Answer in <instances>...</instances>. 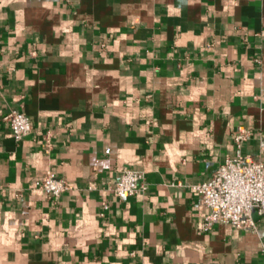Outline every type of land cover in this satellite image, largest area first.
<instances>
[{
	"label": "crops",
	"instance_id": "obj_1",
	"mask_svg": "<svg viewBox=\"0 0 264 264\" xmlns=\"http://www.w3.org/2000/svg\"><path fill=\"white\" fill-rule=\"evenodd\" d=\"M239 128L264 163V0H0V264H264V215L202 231L191 190Z\"/></svg>",
	"mask_w": 264,
	"mask_h": 264
},
{
	"label": "built area",
	"instance_id": "obj_2",
	"mask_svg": "<svg viewBox=\"0 0 264 264\" xmlns=\"http://www.w3.org/2000/svg\"><path fill=\"white\" fill-rule=\"evenodd\" d=\"M3 121L16 142L31 133L29 118L22 112L12 110ZM249 136L250 133L246 130L237 129L232 138L234 154L226 158L208 179L191 187L207 210L199 225L202 231L210 230L215 224L255 231L253 211L264 215V163L242 152ZM260 147H264L263 140L260 141ZM34 187L48 198H57L71 190L64 179L53 174L35 181ZM146 188L141 173L125 170L118 176L110 191L114 198L122 200L142 194ZM261 253L264 255V243L261 245Z\"/></svg>",
	"mask_w": 264,
	"mask_h": 264
}]
</instances>
